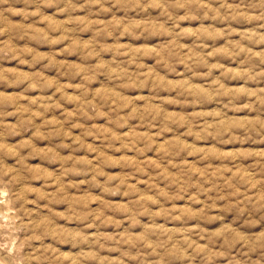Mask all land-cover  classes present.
I'll use <instances>...</instances> for the list:
<instances>
[{
  "label": "rangeland",
  "instance_id": "obj_1",
  "mask_svg": "<svg viewBox=\"0 0 264 264\" xmlns=\"http://www.w3.org/2000/svg\"><path fill=\"white\" fill-rule=\"evenodd\" d=\"M0 264H264V0H0Z\"/></svg>",
  "mask_w": 264,
  "mask_h": 264
},
{
  "label": "bare ground",
  "instance_id": "obj_2",
  "mask_svg": "<svg viewBox=\"0 0 264 264\" xmlns=\"http://www.w3.org/2000/svg\"><path fill=\"white\" fill-rule=\"evenodd\" d=\"M7 212V211H6Z\"/></svg>",
  "mask_w": 264,
  "mask_h": 264
}]
</instances>
